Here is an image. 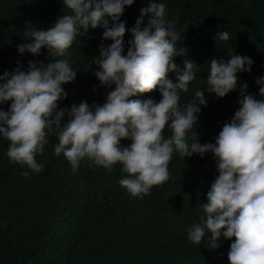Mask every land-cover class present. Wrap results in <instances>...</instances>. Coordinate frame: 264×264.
<instances>
[{"label": "clouds", "instance_id": "obj_1", "mask_svg": "<svg viewBox=\"0 0 264 264\" xmlns=\"http://www.w3.org/2000/svg\"><path fill=\"white\" fill-rule=\"evenodd\" d=\"M133 3L63 0L68 12L52 27L26 32L27 39L17 46L21 55L38 56L43 48L59 58L69 56L68 50L89 28L103 27V40L112 43H101L99 54L93 57L99 68L94 75L100 86L115 88L107 92L102 105L84 101L60 109L59 101L67 98L62 86L77 76L69 61L55 59L45 64L30 60L24 71L18 60L15 70L0 75V104L11 102L9 110H0V136L9 142L7 156L39 173L44 165L36 157L43 154L48 138L55 136L54 154H63L73 173L85 159L90 166L109 172L119 164L126 174L119 180L120 186L142 199L154 186L171 179L169 163L174 153L183 159L212 153L218 176L207 192V203L201 205L199 222L187 229L188 239L199 245L208 232L209 250H215L221 236L228 240L234 237L228 252L230 264H264V99H256L247 92V83L242 84L240 107L233 118L224 123L214 144H201L197 127L193 128L198 126V105H207L205 92L199 88L194 99L181 103V92L189 91L198 64L187 58L185 48L177 49L181 35L166 21V5L155 0L140 9L125 54L124 36L129 30L120 18L125 7ZM218 35L220 40H229L227 31ZM177 56L184 57L183 68L175 62ZM208 61L206 90L217 98L236 91L237 73H250L254 63L241 54H233L227 61ZM171 73L175 82L169 79ZM256 83L264 97V77ZM156 90L162 97L159 102L130 99ZM166 129L171 130L168 136ZM122 140L131 143L123 146Z\"/></svg>", "mask_w": 264, "mask_h": 264}, {"label": "trees", "instance_id": "obj_2", "mask_svg": "<svg viewBox=\"0 0 264 264\" xmlns=\"http://www.w3.org/2000/svg\"><path fill=\"white\" fill-rule=\"evenodd\" d=\"M166 5L165 19L181 35L177 49L185 48L188 59L197 63L196 79L187 93L181 92V103L195 98L199 88L205 92L207 105H198L201 112L194 126L199 142L215 143L225 122L239 109V90L247 83V92L256 99V81L264 77V0H155ZM149 0H134L126 6L120 22H125V54L130 29L140 17V9ZM68 12L63 0H0V75L13 71L17 61L28 69V61L37 63L67 59L77 71L74 82L64 84L67 98L59 108H70L86 101L89 105L106 102L107 92L94 73L99 70L93 57L99 54L103 27L89 28L68 50L69 56L52 57L47 49L38 56L20 54L17 46L34 28L48 30L56 19ZM150 14L144 17L146 26ZM111 21L109 26H111ZM227 31L229 40L219 39ZM250 57L251 72L237 73L236 91L217 98L206 90L211 58L227 61L231 55ZM49 55V56H48ZM184 57L175 62L183 68ZM175 82V74H169ZM95 89V90H94ZM162 98L159 91L137 94L132 100ZM11 102L0 104L7 111ZM59 110V109H58ZM64 120H67L65 116ZM165 130V136L170 135ZM191 133L189 143H191ZM55 136L48 138L43 154L36 157L44 165L32 172L7 156L9 142L0 136V264H230L231 240L221 236L220 246L209 250L210 233L199 245L187 236V229L199 222L202 203L218 176L212 153L184 159L173 154L169 163L171 179L154 186L143 198L132 197L119 180L126 174L117 164L113 170L90 166L87 159L73 173L63 154L56 156ZM130 140H122L128 146ZM28 171L30 175H22Z\"/></svg>", "mask_w": 264, "mask_h": 264}]
</instances>
